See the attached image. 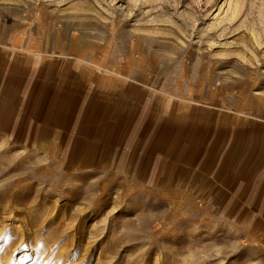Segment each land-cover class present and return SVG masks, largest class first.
Wrapping results in <instances>:
<instances>
[{
    "label": "rangeland",
    "instance_id": "1",
    "mask_svg": "<svg viewBox=\"0 0 264 264\" xmlns=\"http://www.w3.org/2000/svg\"><path fill=\"white\" fill-rule=\"evenodd\" d=\"M0 264H264V0H0Z\"/></svg>",
    "mask_w": 264,
    "mask_h": 264
},
{
    "label": "bare ground",
    "instance_id": "2",
    "mask_svg": "<svg viewBox=\"0 0 264 264\" xmlns=\"http://www.w3.org/2000/svg\"><path fill=\"white\" fill-rule=\"evenodd\" d=\"M25 69H27V70H25V71H27V72H25L26 74H28V73H30V66L29 67H27V68H25ZM127 179V178H126ZM162 181V180H161ZM141 183V182H140ZM144 184V183H143ZM145 185V184H144ZM168 190V189H167ZM188 196V195H187Z\"/></svg>",
    "mask_w": 264,
    "mask_h": 264
}]
</instances>
